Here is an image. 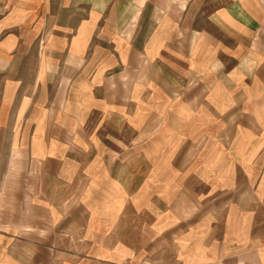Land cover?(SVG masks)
Here are the masks:
<instances>
[{
  "label": "crops",
  "instance_id": "obj_1",
  "mask_svg": "<svg viewBox=\"0 0 264 264\" xmlns=\"http://www.w3.org/2000/svg\"><path fill=\"white\" fill-rule=\"evenodd\" d=\"M0 264H264V0H0Z\"/></svg>",
  "mask_w": 264,
  "mask_h": 264
}]
</instances>
